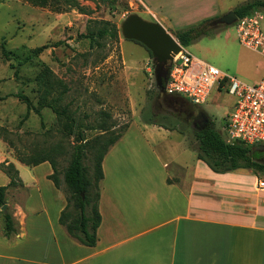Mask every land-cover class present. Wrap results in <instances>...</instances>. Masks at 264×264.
Here are the masks:
<instances>
[{"label":"rangeland","instance_id":"374dc122","mask_svg":"<svg viewBox=\"0 0 264 264\" xmlns=\"http://www.w3.org/2000/svg\"><path fill=\"white\" fill-rule=\"evenodd\" d=\"M45 1V6L39 7L23 0H0V42L4 41L10 51V59L6 60L0 50V164L5 156L26 162L41 158L53 160L61 184V189L57 190L65 198L68 193L64 189L62 172L73 147L81 143L78 134L81 132L85 141L93 140L101 134L99 124L103 120L115 134L127 125L118 140L119 146L147 142L163 160L166 157L162 149L167 144L177 147L187 144L196 151V129L208 120L212 121L213 129L224 136L226 117L235 102L225 88L213 90L200 106L166 94L157 84L149 51L135 41L124 39L121 34V24L131 14L152 21L145 13L143 2L162 21L172 9L168 7V0H154L153 3L116 0L115 4H111V0ZM247 1L250 0H191L186 10L198 11L201 16L209 10L217 11L219 15L209 19L212 25V21L230 11L229 8L233 10ZM74 2L83 8V13ZM255 12H261L264 17V10ZM197 18L186 22L194 25L191 21ZM106 22L117 28L116 40L108 36L95 41L82 37L95 34ZM214 27L217 28L184 47L185 51L229 77L248 85L256 84L264 72V59L239 43L234 24ZM261 29L264 33V20ZM167 31L175 38L176 31L172 28ZM43 45L47 48L33 53ZM168 67L169 62L165 70ZM17 93L28 97L40 116L33 110L28 112L25 104L15 97ZM53 99L54 106L66 109V117L57 116L46 107ZM250 151L252 158L264 166V147L250 148ZM143 153L149 155L137 152ZM185 156L188 162L194 158L188 149ZM90 158L88 154L83 164L91 176L93 163ZM152 161L151 158L145 165H152ZM25 170L29 168L21 165L20 174L28 187L23 191L34 190L29 184L33 175L42 193L54 191L51 182L41 173L26 174ZM168 170L173 171V165H169ZM259 175L263 178L264 170L259 171ZM5 176L0 177V185ZM14 192L15 189H7L5 208H0L3 230V215L10 214L8 200ZM157 217L161 214L149 215L146 220L153 223Z\"/></svg>","mask_w":264,"mask_h":264},{"label":"crops","instance_id":"0c3cea01","mask_svg":"<svg viewBox=\"0 0 264 264\" xmlns=\"http://www.w3.org/2000/svg\"><path fill=\"white\" fill-rule=\"evenodd\" d=\"M190 2L168 0L172 9L162 21L143 6L151 22L173 31L193 26L189 19L199 17L191 21L197 24L219 15L214 10L203 16L188 11ZM119 145L117 141L108 150L101 164L100 224L91 247L69 237L58 223L66 201L47 178L50 164L27 166L3 157L14 164L23 185L11 187L16 192L8 206L15 231L6 237L0 226V264H264V189L257 185L264 178L251 169L215 173L187 144L163 147L166 160L147 142ZM186 149L194 155L189 162ZM150 156L152 165H145ZM21 165L29 168L26 174L41 173L54 191L42 193L35 175L29 180L34 190L23 191L28 187ZM169 165L174 167L171 172ZM5 177L0 186L8 184ZM160 214L147 222V216Z\"/></svg>","mask_w":264,"mask_h":264},{"label":"trees","instance_id":"16d2710c","mask_svg":"<svg viewBox=\"0 0 264 264\" xmlns=\"http://www.w3.org/2000/svg\"><path fill=\"white\" fill-rule=\"evenodd\" d=\"M32 5L43 7L46 4L45 0H23ZM116 0H111V4H115ZM75 7L81 11L83 8ZM264 10V0H250L233 9L237 18H242L255 11ZM210 20H205L193 26L183 28L176 31L175 38L182 47L188 46L191 42L201 38L216 29V25L209 24ZM108 36L111 40L118 38L117 28L109 23H104L98 28L95 34L89 36H82L89 38L91 41L95 39H103ZM43 45L33 50L34 54H38L46 49ZM1 55L9 60L10 51L5 47L4 41L0 42ZM150 53V52H149ZM168 70V69H167ZM165 70V73L166 71ZM16 71L14 72V75ZM168 74V71L166 75ZM166 79L160 77V87L163 89ZM15 97L25 104L27 111L33 110L34 113L40 116L38 109L32 107L31 101L25 95L17 93ZM55 100H51L46 104L53 113L57 116H67L65 108H57L54 106ZM127 125L118 133H113V130L103 120L99 124L101 134L90 141H85L82 133L78 134L80 144L73 147L70 154L67 167L62 172V181L64 189L68 193L66 205L60 212L58 223L62 225L69 237L76 240L79 244L84 246H94L97 240L96 231L100 224V214L98 211L99 188L98 184L103 179L102 161L108 150L119 140L122 132ZM196 157L198 160L204 162L210 170L215 173H226L237 169H251L257 174L264 170V166L256 162L252 156L250 148L264 147L262 145L245 146L241 143H226L224 138L213 129L212 121L208 120L196 129ZM91 155L90 161L93 163V173L90 176L88 169L84 166L83 161L87 155ZM20 163L27 166H35L43 162H48L51 166L52 173L47 178L53 183L56 189H61V184L56 177L57 168L53 160L49 158H41L37 161L26 162L22 159L18 160ZM0 171L4 173L9 182L5 186H0V208L5 204V195L8 188L21 187L22 181L19 177L18 170L13 163L2 162L0 164ZM264 178V177H263ZM264 180V179H262ZM83 195V198L82 196ZM4 235L6 237L14 233L13 220L9 213L3 215Z\"/></svg>","mask_w":264,"mask_h":264},{"label":"built area","instance_id":"2783aa9c","mask_svg":"<svg viewBox=\"0 0 264 264\" xmlns=\"http://www.w3.org/2000/svg\"><path fill=\"white\" fill-rule=\"evenodd\" d=\"M263 20L261 12H253L237 18L234 26L239 43L264 59ZM180 48L169 62L165 93L200 106L213 90L225 88L235 98L223 127L225 142L264 145V72L256 84L248 85L194 58L181 45ZM257 185L264 189V180H259Z\"/></svg>","mask_w":264,"mask_h":264},{"label":"water","instance_id":"95a60500","mask_svg":"<svg viewBox=\"0 0 264 264\" xmlns=\"http://www.w3.org/2000/svg\"><path fill=\"white\" fill-rule=\"evenodd\" d=\"M236 20L237 16L231 10L212 21V25L229 26ZM120 30L124 39L135 41L150 52L153 58L152 68L155 70L157 84L160 86V77L167 78L165 73L167 63L181 49L177 39L158 22L145 21L137 14L127 16L122 22ZM81 196L83 198V195ZM4 208L5 205L1 207V210Z\"/></svg>","mask_w":264,"mask_h":264}]
</instances>
